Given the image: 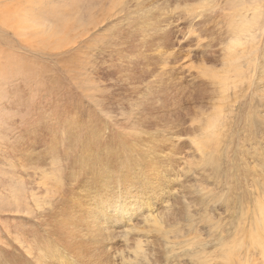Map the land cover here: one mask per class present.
Returning a JSON list of instances; mask_svg holds the SVG:
<instances>
[{"label": "rangeland", "instance_id": "obj_1", "mask_svg": "<svg viewBox=\"0 0 264 264\" xmlns=\"http://www.w3.org/2000/svg\"><path fill=\"white\" fill-rule=\"evenodd\" d=\"M0 1V258L94 264L48 235L101 194L108 264H264V0Z\"/></svg>", "mask_w": 264, "mask_h": 264}, {"label": "bare ground", "instance_id": "obj_2", "mask_svg": "<svg viewBox=\"0 0 264 264\" xmlns=\"http://www.w3.org/2000/svg\"><path fill=\"white\" fill-rule=\"evenodd\" d=\"M1 2V1H0ZM19 3H20V0H19ZM18 3V6H20V4ZM29 3H32V4H30L31 6L33 5V2L32 1H30ZM28 3V1H26L25 2V4L26 5H28L29 4ZM23 4V3H22ZM21 4V5H22ZM25 4H24V6H25ZM13 5H14V3H13ZM2 5H0V7H1ZM23 6V5H22ZM23 6V7H24ZM3 7V6H2ZM5 7V6H4ZM2 12V11H1ZM14 13H15V11H14ZM68 29V28H67ZM70 30V29H69ZM26 45H28L29 47L31 46V44L29 43V42H26L25 43ZM254 48H255V46H254ZM253 50V49H252ZM254 51V50H253ZM255 52V51H254ZM258 54V53H257ZM253 56V55H252ZM251 59V58H250ZM10 61H16V59L14 58V57H12L11 59H10ZM250 62V61H249ZM252 62V61H251ZM250 64V63H249ZM33 66V65H32ZM253 67V66H252ZM251 67V68H252ZM247 68V67H246ZM26 70L27 71H30V70H32L31 69V67H30V65L26 68ZM239 70V69H238ZM238 70H237V72H238ZM231 71V70H230ZM233 71H235V70H233ZM243 71V70H242ZM236 72V73H237ZM235 73V72H234ZM238 74V73H237ZM240 75V74H239ZM238 76V75H237ZM241 76V75H240ZM231 77V76H230ZM235 80H236V78H234ZM240 79V78H239ZM238 80V79H237ZM235 82V81H234ZM237 82V81H236ZM241 82H242V80H241ZM240 82V83H241ZM245 82V81H244ZM224 83V82H223ZM224 85H226V84H224ZM229 85L231 86V84H228V87H229ZM234 85H235V83H234ZM242 85V84H241ZM226 87H227V85H226ZM227 89V88H226ZM216 107H218V106H216ZM220 107V106H219ZM214 109V108H213ZM212 109V110H213ZM204 111V110H203ZM209 115V114H208ZM221 115V114H220ZM219 115V116H220ZM210 116V115H209ZM206 117V116H205ZM213 118L214 117H212L211 116V118L210 119H212V120H210L211 122H209L208 123V125L210 124V123H212V125H213V122L212 121H214V123H215V118H214V120H213ZM221 118V117H220ZM202 119V118H201ZM205 121H207V120H205ZM204 121V122H205ZM203 122V123H204ZM207 123V122H206ZM202 124V123H201ZM212 125H209V126H211V127H213ZM204 126H205V123H204ZM208 127V126H207ZM204 128V127H203ZM217 129V128H216ZM214 130V129H213ZM212 131V130H211ZM205 133H207V132H205ZM204 134V133H203ZM214 135V134H213ZM220 136V135H219ZM198 145V144H197ZM181 154V153H180ZM161 158H162V156H161ZM99 159V158H98ZM97 159V160H98ZM213 159V158H212ZM150 165V164H149ZM211 167V166H210ZM126 177V176H125ZM130 177V176H129ZM75 179V178H74ZM54 180V179H53ZM118 182V181H117ZM133 182V181H132ZM127 183V182H126ZM129 184H130V182H128ZM127 183V184H128ZM113 184V183H112ZM128 184V185H129ZM134 184V183H133ZM69 185V184H68ZM114 185V184H113ZM117 185V184H116ZM131 185H132V183H131ZM131 185H129V186H131ZM119 186V185H118ZM135 186H139L138 184L137 185H135ZM180 186V185H179ZM70 187V186H69ZM108 187H109V185H108ZM107 187V188H108ZM113 187V186H112ZM125 187V186H124ZM110 188H111V185H110ZM115 188V187H114ZM120 187H118V189H119ZM128 188V186L126 187V189ZM132 188V187H131ZM130 188V191L132 190ZM117 189V188H116ZM121 189V188H120ZM136 190H137V187H136ZM118 191V190H117ZM116 191V192H117ZM145 191V190H144ZM106 192H109V191H106ZM115 192V191H114ZM120 192H121V190H120ZM140 192H142L141 190H140ZM167 192V191H166ZM103 194V193H102ZM106 194V193H105ZM111 194V193H110ZM120 194H123L122 192L120 193ZM143 194V193H142ZM112 195V194H111ZM110 195V196H111ZM124 195V194H123ZM132 195V194H131ZM106 196V195H105ZM104 196V197H105ZM109 196V195H108ZM119 196V195H118ZM126 196V195H125ZM129 196V195H128ZM138 196L140 197L141 195L140 194H138ZM144 196V195H143ZM104 197H103V195H101L100 194V197L99 198H97V200H95L94 199V203H93V207L91 206V207H89V206H85L84 205V203H83V206H82V204H81V206L79 205V204H77V203H75V204H72L71 206H70V209L68 208V207H66L65 208V211H62V213L60 214V217H59V221H58V223L56 224V226L55 227H53V228H51L50 230H49V233H50V235H48V239L52 236H55L56 237V239H57V237H59L60 238V240H61V242L63 243L64 241H65V244L67 245V247L66 248H68L72 253H74V254H76L77 255V257H79L80 259H82L83 261H85L86 263L88 262V263H94V264H99V263H103V264H108L109 263V256H110V247L112 246V249H113V245H111V243L113 242L114 244L116 243V240L115 239H117L118 238V236H117V234H116V232L117 231H115L114 230V228H117L118 226L117 225H113V228L112 229H105V227H104V225L100 222V220H99V218L98 217H100V215L99 214H105V212L108 210V208L111 206L110 204H108V203H110L109 201H111L112 199H110V200H108V203H106V200L107 199H104ZM131 197V196H130ZM59 198V197H58ZM70 198H72V197H70ZM103 198V199H102ZM116 198V197H115ZM124 198V197H123ZM122 198V199H123ZM178 198V197H177ZM136 197H135V201H136ZM143 199V198H142ZM75 200V199H74ZM105 200V201H104ZM115 201H114V203H116L117 202V199H114ZM175 200V199H174ZM70 201H72V199L70 200ZM77 201V200H76ZM113 201V200H112ZM111 201V202H112ZM122 201V200H121ZM127 202H128V200H126ZM132 201V200H131ZM130 201V202H131ZM191 201V200H190ZM80 202V201H79ZM126 202V203H127ZM67 203V202H66ZM72 203V202H71ZM113 203V202H112ZM114 203H113V205H114ZM123 204H124V202H122ZM121 203V204H122ZM136 203V202H135ZM143 203V202H142ZM173 203V202H172ZM197 203V202H196ZM128 204V203H127ZM131 204V203H130ZM264 204V203H263ZM67 206H68V204H66ZM76 205H78V207L80 206V208H78V210H74V208H75V206ZM146 205V204H145ZM179 205V204H178ZM127 206V205H126ZM174 206V205H173ZM261 206V205H260ZM150 207V206H149ZM183 207V206H182ZM64 208V207H63ZM124 208H125V206H124ZM126 208H128V207H126ZM113 209V208H112ZM111 209V210H112ZM175 209V208H174ZM178 209V208H177ZM114 210V209H113ZM112 210V211H113ZM130 210V209H129ZM251 210V209H250ZM262 211V213L264 212V206L262 207V209H261ZM54 210H52V214H55L56 213V211H54ZM126 211V210H125ZM141 211V210H140ZM174 211H176V210H174ZM49 212H51V211H49ZM170 212V211H169ZM108 213V212H107ZM113 213H114V211H113ZM147 213V212H146ZM129 214H130V212H129ZM149 214V213H148ZM188 214V213H187ZM67 215V216H66ZM117 215V214H116ZM54 216V215H53ZM102 216V215H101ZM113 216V215H112ZM114 216H115V214H114ZM115 217H118V216H115ZM145 219H147L148 217H146V215L145 216H143ZM255 218V217H254ZM54 219V218H53ZM75 219H77L78 221H76L77 223H78V227H77V229H76V225H77V223H76V225H75ZM80 219H81V221H80ZM114 219V218H113ZM55 220H56V218H55ZM120 220V219H119ZM118 220V221H119ZM192 221V220H191ZM256 221V220H255ZM162 222V221H161ZM116 223V222H115ZM192 223V222H191ZM50 224V223H49ZM113 224H114V222H113ZM132 225L134 224V223H131ZM136 224V223H135ZM134 224V225H135ZM139 225H140V223H138ZM138 224H136V225H138ZM133 225V226H134ZM254 225V224H253ZM70 226H73L72 228H69ZM196 226V225H195ZM130 227V226H129ZM135 227H138V226H135ZM135 227H133V228H135ZM178 227V226H177ZM130 228H132V227H130ZM130 228H127V229H129V230H125L124 232V234H130L131 232H133L134 230H131ZM183 228H185V227H183ZM193 228V227H192ZM241 228V227H240ZM32 229H34V228H32ZM136 229H138V228H136ZM174 229V228H173ZM177 229V228H176ZM140 230L141 229H139V230H136V231H134V232H136L135 234H137V232L139 233L138 235H140ZM192 230V229H191ZM259 230V229H258ZM31 231V230H30ZM121 231V230H120ZM120 231H118V232H120ZM141 231H143V230H141ZM173 231V230H172ZM190 231V230H189ZM196 231V230H195ZM133 232V233H134ZM121 233H122V231H121ZM132 233V234H133ZM142 233V235H143V233L144 232H141ZM167 233H168V231H167ZM187 233V232H186ZM251 233V232H250ZM249 233V234H250ZM116 234V235H115ZM124 234H122V235H124ZM131 234V235H132ZM145 234V233H144ZM146 234H147V232H146ZM137 235V236H138ZM167 235V234H166ZM181 235H182V233H181ZM186 235V234H185ZM245 235H246V232H245ZM114 236H116L115 238H114ZM128 236V235H127ZM136 236V235H135ZM141 236V235H140ZM195 236V235H194ZM251 236V235H250ZM124 238H123V240L125 239L126 240V236H123ZM144 237H146V236H144L143 235V238ZM147 237H148V235H147ZM147 237H146V239H147ZM165 237H169V236H165ZM253 237H254V240H256V242L259 240V237H258V235L256 234L255 236H254V234H253ZM262 237V236H261ZM130 238V239H129ZM132 237H130V236H128L127 237V240L128 241H125L124 242V244L126 243V246H127V244L128 245H132L131 243H129V241L130 240H132L131 239ZM134 238V237H133ZM137 238V237H136ZM175 238V237H174ZM198 238V237H197ZM245 238V237H244ZM47 239V240H48ZM55 239V238H54ZM155 239V238H154ZM199 239V238H198ZM115 240V241H114ZM140 240V239H139ZM144 240V239H143ZM161 240V239H160ZM166 240V241H165ZM178 240H180V239H178ZM201 240V239H200ZM247 240H249L248 238H247ZM264 240V239H263ZM50 242H51V240H49ZM120 241V240H119ZM135 242H134V244H142L141 242H137V239L136 240H134ZM142 241V240H141ZM146 241H148V240H146ZM145 241V242H146ZM158 240H156V242H157ZM162 241H165L166 242V244H168L167 242L168 241H170V239L167 241V239H164V240H162ZM181 241H183V240H181ZM180 241V242H181ZM260 241H262V240H260ZM52 242H53V240H52ZM120 242H122V241H120ZM131 242V241H130ZM155 242V243H156ZM171 242V241H170ZM169 242V243H170ZM190 242H192V241H190ZM194 242H195V240H194ZM193 242V243H194ZM251 242V241H250ZM256 242H255V244H256ZM55 243V242H54ZM61 243V244H62ZM162 243V242H161ZM160 243V241H159V244H158V246H160L161 247V249L163 248V246H161L162 244ZM164 243V242H163ZM192 243V244H193ZM200 246H202L203 245V243L200 241ZM204 243H207V242H204ZM259 243V242H258ZM59 244V243H58ZM61 244H59V245H61ZM172 244V243H171ZM171 244H168V246L167 247H164V248H168L169 247V249H168V252H169V250L171 249L170 247L172 246ZM176 246H174V248H176V247H179V246H181L182 244L181 243H179V244H176V243H174ZM181 244V245H180ZM192 244H188L189 245V247H191V246H199V244H197V245H195L196 243H194V245H192ZM207 244H209V243H207ZM207 244L205 245L204 244V246H207ZM53 245V244H52ZM56 245V244H55ZM157 245V244H156ZM171 245V246H170ZM179 245V246H178ZM261 245V244H260ZM23 246V245H22ZM57 246V245H56ZM54 247V245H53V247L54 248H57V247ZM62 246H63V244H62ZM116 246V245H115ZM119 246V245H118ZM121 246H124V245H121ZM135 246V245H134ZM133 246V247H134ZM136 246H138V245H136ZM158 246H156V249H160V247H158ZM184 247H185V245H183ZM224 246V245H223ZM264 246V245H263ZM262 245H261V247H263ZM1 247H3V246H1ZM24 247V246H23ZM43 247V246H42ZM51 247V246H50ZM64 247V246H63ZM117 247V246H116ZM128 247V246H127ZM127 247L125 248V247H123V248H125V249H127ZM182 247V246H181ZM180 247V248H181ZM203 247V246H202ZM208 247V246H207ZM207 247H206V250H209V248L207 249ZM53 248V249H54ZM129 248V247H128ZM131 249H133L132 247H130ZM136 248V247H135ZM148 248V247H147ZM164 248L162 249V250H164ZM173 248V247H172ZM183 248V247H182ZM182 248L181 249H178V250H180V253H181V251H182ZM186 249L185 250H187V249H189L188 248V246L187 247H185ZM194 248V247H193ZM5 249V248H4ZM8 249V248H7ZM7 249H5V251H6V253L5 254H2V258H0V262H1V264H5L4 263V261H9L10 262V264H20L19 262H17V259L18 258H16V256H10L9 254H8V250ZM58 249V248H57ZM68 249H65V250H68ZM115 249V248H114ZM121 249V248H120ZM131 249H129V251L131 252L132 250ZM137 249H138V251H139V248L137 247ZM160 249V250H161ZM165 249V250H166ZM184 249V248H183ZM191 249H192V247H191ZM191 249H189V250H191ZM197 249H198V247H197ZM261 249V248H260ZM50 250V249H49ZM115 250H117V249H115ZM114 250V251H115ZM119 250V249H118ZM128 250V249H127ZM126 250V251H127ZM134 250V249H133ZM141 250V249H140ZM164 250V251H165ZM174 250V249H173ZM185 250H183L184 251V253H185ZM262 250V249H261ZM264 250V249H263ZM23 251V250H22ZM125 251V250H124ZM123 251V252H124ZM128 251V252H129ZM137 251V252H138ZM151 252V249L149 250L148 249V252ZM188 251V250H187ZM194 251V253H193V255L195 256V255H197V254H199V252L197 253V252H195V250H193ZM192 251V252H193ZM227 251V250H226ZM57 251H55V253H56ZM71 252H69V253H71ZM113 252V251H112ZM115 252H117V251H115ZM120 252V251H119ZM121 252H122V249H121ZM123 252H122V256L123 255H125V253L123 254ZM129 252V253H130ZM156 252V251H155ZM155 252H154V256H155ZM160 251H158V253H159ZM167 252V253H168ZM174 252V254L173 255H175L176 254V252L175 251H173ZM262 252V251H261ZM24 253V252H23ZM71 253V254H72ZM128 253V254H129ZM166 253V252H165ZM166 253V254H167ZM183 253V254H184ZM188 252H186L185 254H187ZM197 253V254H196ZM21 254V253H20ZM116 254H118V253H116ZM128 254H127V256H128ZM131 254V253H130ZM169 254H170V252H169ZM179 253H177V255H178ZM182 254V253H181ZM181 255V256H186L185 254L184 255ZM192 257H194L192 254H191V252L189 253ZM189 254H187V257H188V255ZM28 255H29V253H28ZM30 255H32V253L30 254ZM29 255V256H30ZM56 255H57V253H56ZM56 255L54 254V257H56ZM70 255V254H69ZM120 255V254H119ZM118 255V256H119ZM132 255V254H131ZM133 255H134V253H133ZM132 255V256H133ZM138 255H139V252H138ZM144 255V254H143ZM146 255V254H145ZM150 255V254H149ZM180 255V254H179ZM222 255V254H221ZM220 255V256H221ZM48 256V255H47ZM52 256V255H51ZM59 256V255H58ZM113 256H114V254H113ZM134 256H136L137 257V259H139V257L140 256H137L136 254L134 255ZM133 256V257H134ZM142 256V255H141ZM153 256V255H152ZM157 256V255H156ZM171 256V255H170ZM169 255H168V258L170 257ZM176 256V255H175ZM199 256V255H198ZM5 257V259H3ZM20 257H21V255H20ZM63 257V256H62ZM115 257H117V256H115ZM121 257V256H120ZM120 257H118V258H120ZM158 257H160V256H158ZM178 257V256H177ZM44 258V257H43ZM42 258V259H43ZM72 258V257H71ZM143 258V257H142ZM141 258V259H142ZM150 258H153V257H150ZM191 258V257H190ZM196 258V257H195ZM198 258V257H197ZM204 258V257H203ZM22 259V258H21ZM23 259H26V261H27V263H32V264H36V263H38V264H40L41 262H40V259H41V257H38L37 259H34L33 258V256H30V257H27V256H24V258ZM21 260V263H23V264H25V260ZM52 259V258H51ZM60 259H63V258H60ZM65 259V258H64ZM70 259V258H69ZM111 259V258H110ZM121 259V258H120ZM127 259V258H126ZM126 259H123L124 261H127ZM134 259H135V257H134ZM134 259H132L131 260V262L133 263V261H134ZM182 259H184L183 257H182ZM194 259V258H193ZM199 259V258H198ZM205 259V258H204ZM206 259H208L207 257H206ZM261 259V258H260ZM72 260H74V258L72 259ZM122 260V261H123ZM157 260V259H156ZM155 260V261H156ZM177 260V259H176ZM175 259L173 260V261H175V263L174 264H176V261ZM180 260H181V258H180ZM223 260V259H222ZM43 261H44V259H43ZM47 261V260H46ZM78 261V260H77ZM77 261H74V262H77ZM118 261V260H117ZM128 261H129V259H128ZM137 261V260H136ZM135 261V262H136ZM142 261V260H141ZM172 261V262H173ZM187 261H189V260H187ZM191 261H192V259H191ZM194 261H196L195 259L193 260V264L195 263ZM64 262V261H63ZM120 262V261H119ZM130 262V263H131ZM138 262V261H137ZM136 262V263H137ZM148 262H150L149 264H151V261H148ZM156 262H158V261H156ZM156 262H154V263H156ZM179 262V261H178ZM181 262V261H180ZM209 262V261H208ZM214 262V261H213ZM131 263V264H132ZM136 263H134V264H136ZM196 263H199V261L197 262L196 261ZM195 263V264H196ZM202 263V262H201ZM215 263V262H214ZM227 263V262H226ZM226 263H224V264H226ZM7 264V263H6ZM57 264V263H56ZM76 264V263H75ZM78 264V263H77ZM83 264V263H82ZM139 264V263H138ZM157 264V263H156ZM179 264V263H178ZM181 264V263H180ZM192 264V263H191ZM200 264V263H199ZM202 264H204V263H202ZM229 264H235V262L234 261H229ZM251 264V263H250Z\"/></svg>", "mask_w": 264, "mask_h": 264}]
</instances>
